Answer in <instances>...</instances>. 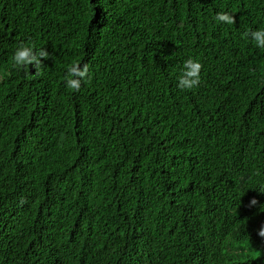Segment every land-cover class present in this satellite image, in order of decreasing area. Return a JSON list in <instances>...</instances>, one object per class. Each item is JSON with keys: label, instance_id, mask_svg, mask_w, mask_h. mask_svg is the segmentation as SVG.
I'll list each match as a JSON object with an SVG mask.
<instances>
[{"label": "trees", "instance_id": "trees-1", "mask_svg": "<svg viewBox=\"0 0 264 264\" xmlns=\"http://www.w3.org/2000/svg\"><path fill=\"white\" fill-rule=\"evenodd\" d=\"M259 28L264 0H0V264H264Z\"/></svg>", "mask_w": 264, "mask_h": 264}, {"label": "clouds", "instance_id": "clouds-1", "mask_svg": "<svg viewBox=\"0 0 264 264\" xmlns=\"http://www.w3.org/2000/svg\"><path fill=\"white\" fill-rule=\"evenodd\" d=\"M214 20L220 24L233 25L234 16L228 11L218 12ZM251 42L258 49H264V28H259L247 33ZM49 52L44 48L36 49L32 45L21 44L15 48L12 54L13 67L29 69L32 66L35 70L42 65L41 58H48ZM201 69L202 64L196 58H188L183 62L182 75H180L177 81V88L181 91L191 90L197 87L201 81ZM89 74V68L87 65L73 64L67 69V76L65 79V85L72 91H77L81 88L82 82L86 80ZM264 192V190H259ZM251 204H255L256 200L250 201ZM259 235L264 237V226L259 230Z\"/></svg>", "mask_w": 264, "mask_h": 264}]
</instances>
